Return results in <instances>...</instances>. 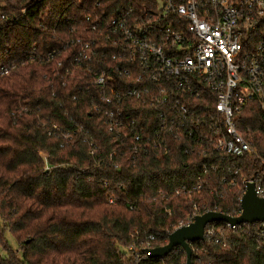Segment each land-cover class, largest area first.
Masks as SVG:
<instances>
[{
  "label": "trees",
  "instance_id": "obj_1",
  "mask_svg": "<svg viewBox=\"0 0 264 264\" xmlns=\"http://www.w3.org/2000/svg\"><path fill=\"white\" fill-rule=\"evenodd\" d=\"M11 1L0 0V264H185L180 246L156 258L128 248L166 245L195 214L237 216L244 181L261 176L264 185V114L254 102L237 114L256 151L244 157L216 151L196 132L155 137L167 150L118 137L109 111L141 125L148 118L155 129L159 110L132 96L100 100L76 57L89 44L92 66L114 73L108 24L148 0ZM205 94L191 101L193 117L215 116V95ZM257 228L207 225L211 234L191 243L193 263L264 264Z\"/></svg>",
  "mask_w": 264,
  "mask_h": 264
},
{
  "label": "built area",
  "instance_id": "obj_2",
  "mask_svg": "<svg viewBox=\"0 0 264 264\" xmlns=\"http://www.w3.org/2000/svg\"><path fill=\"white\" fill-rule=\"evenodd\" d=\"M108 28L107 38L118 48L112 55L114 73L92 66L95 53L89 44L76 64H85L86 72H92L100 100L120 104L132 96L155 106L161 116L154 129L148 118L141 125L128 112L111 110L106 119L111 133L118 137L132 133L150 147L158 145L155 137L162 133L196 132L218 152L235 158L256 154L237 127V114L250 102L264 114V0H148L139 11L119 14ZM124 78L133 84L123 83ZM206 91L215 95V116L193 117L191 101L207 100ZM148 129L153 137L147 135ZM205 130L207 134L202 133ZM250 182L264 198L261 176L244 181L243 194ZM241 213L242 207L235 217ZM253 224L258 225V247L264 249V222ZM210 234L205 230L204 237ZM128 250L139 258L149 255L145 249Z\"/></svg>",
  "mask_w": 264,
  "mask_h": 264
},
{
  "label": "water",
  "instance_id": "obj_3",
  "mask_svg": "<svg viewBox=\"0 0 264 264\" xmlns=\"http://www.w3.org/2000/svg\"><path fill=\"white\" fill-rule=\"evenodd\" d=\"M241 207L242 213L238 217L216 211L198 214L191 223L180 226L170 233L166 245L145 249V251L149 252V257H164L180 246L186 253L185 264H194L191 243L204 239L205 228L208 224L226 222L233 227L243 223L264 222V198L258 195L253 182L247 184L246 191L241 198Z\"/></svg>",
  "mask_w": 264,
  "mask_h": 264
},
{
  "label": "rangeland",
  "instance_id": "obj_4",
  "mask_svg": "<svg viewBox=\"0 0 264 264\" xmlns=\"http://www.w3.org/2000/svg\"><path fill=\"white\" fill-rule=\"evenodd\" d=\"M17 1H19V0H12V1H11V4H15ZM8 240H9L10 245H11L13 248H16L15 240H14L10 235H8Z\"/></svg>",
  "mask_w": 264,
  "mask_h": 264
}]
</instances>
